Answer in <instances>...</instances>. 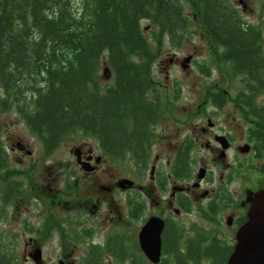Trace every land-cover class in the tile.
I'll return each mask as SVG.
<instances>
[{"label":"flooded vegetation","instance_id":"af4514ba","mask_svg":"<svg viewBox=\"0 0 264 264\" xmlns=\"http://www.w3.org/2000/svg\"><path fill=\"white\" fill-rule=\"evenodd\" d=\"M191 18L201 24L195 13ZM162 59L155 62L164 69L178 64L188 72L194 55ZM230 84L206 90L223 94L203 98L216 113L199 107L186 114L192 135L162 138L155 122L139 167L125 156L132 167L125 177L86 142L60 155L62 145H43L35 155L27 145H0V231L13 233L8 240L0 232V248L20 249L21 264H214L216 249L226 264L247 221L249 193L264 191V95L253 96L247 82L231 95ZM123 180L132 184L125 188ZM156 248L154 263L144 249Z\"/></svg>","mask_w":264,"mask_h":264},{"label":"trees","instance_id":"16d2710c","mask_svg":"<svg viewBox=\"0 0 264 264\" xmlns=\"http://www.w3.org/2000/svg\"><path fill=\"white\" fill-rule=\"evenodd\" d=\"M194 4L217 66L229 65L240 83H252L253 96L264 95L257 29L217 0ZM143 21L150 23L153 48ZM187 28L181 0H0V102L16 104L21 121L51 149L68 137L89 136L107 157L119 161L130 153L139 167L160 113L150 68L163 40L179 46ZM102 62L112 77L105 86ZM2 153L0 148V166ZM216 250L214 264H224ZM0 264H12L1 250Z\"/></svg>","mask_w":264,"mask_h":264},{"label":"rangeland","instance_id":"374dc122","mask_svg":"<svg viewBox=\"0 0 264 264\" xmlns=\"http://www.w3.org/2000/svg\"><path fill=\"white\" fill-rule=\"evenodd\" d=\"M185 5V19L188 23V31L184 33V37L178 44L179 46L172 45L167 39L163 40L161 55H163V62L165 64L167 61L175 56V58L182 60L188 54L194 55V62L191 63L188 72H185L181 69V67L177 64L174 67L169 66V68L164 69V64L156 63L155 61L152 64V68H150V78L152 82L155 84L153 95L159 98V107L160 113L159 118L154 125V128L159 132L162 138H166L177 132H179V139L182 140L188 135H192L191 128L194 121L187 120L186 114L189 112L197 111V108L201 107L198 111L202 114L205 113H216L217 111L210 106H205L207 104L202 105V102L205 99H212V95L207 94L206 90H212V87L217 83L220 85L221 89L224 88V84H229L227 86L228 90H230L231 95H235L233 92L237 87L242 86L241 77L234 76L231 70V67L227 64L221 65L220 69L217 66L218 59L214 55L215 53L211 50L208 42L209 40L206 38L203 30L200 28L201 24L198 25L195 20L191 18L192 14H194L195 4L194 0L192 2H185L181 0ZM222 4L223 7L231 10H235L238 18L245 25L256 28L259 36L262 40V49L264 53V0H218ZM241 2V3H239ZM234 6L235 9H234ZM243 6H245L243 8ZM194 8V9H193ZM245 9V12L243 11ZM229 10V9H228ZM141 27L144 31V38L150 43L151 47L156 45V42L151 38V34L149 32L150 23L148 21H143L141 23ZM211 40V39H210ZM153 48V47H152ZM175 48L178 50H175ZM219 52V51H218ZM175 54V55H173ZM219 54H221L219 52ZM264 55V54H263ZM158 59V58H157ZM156 59V60H157ZM102 68L100 70V84L102 86L108 85L112 82L110 72L104 73V62L101 64ZM206 65L207 74L204 73L205 68H201L198 66ZM103 70V72H102ZM227 70L234 77L230 80L224 71ZM167 72V74H166ZM204 73V74H203ZM102 76V77H101ZM165 77H168L167 80ZM163 85L159 86L161 83ZM3 90L0 88V100L3 99ZM154 96V97H155ZM207 99V100H208ZM264 101V99H262ZM27 105L29 109L33 110V103L31 100H27ZM212 102L213 101H208ZM218 106H221V103L215 101ZM211 103V104H212ZM209 105V104H208ZM31 107V108H30ZM193 108L195 109L193 111ZM219 108V107H218ZM191 110V111H190ZM219 113V112H218ZM201 114V115H202ZM204 123V119L202 121ZM197 127L200 124V120H196ZM196 133L195 135H197ZM84 136V135H80ZM197 138V137H196ZM193 137L192 139H196ZM78 139V136H72L66 138L60 145H62L58 152L60 155L64 150H69L72 147L79 145L81 142H86L89 146L93 148H100V145L96 142V139L91 138L89 136ZM16 143L27 145L28 148L33 152V155L37 151H42L43 143L37 138L28 127L21 121L20 115L18 113V108L16 104L10 105H2L0 102V145L5 148H9L14 146ZM194 144H196L194 142ZM166 148H164V152H160L159 154H165ZM157 152V151H156ZM243 153V152H242ZM38 154L37 156H39ZM204 152H200V156H203ZM58 155L54 156L57 160ZM193 156V155H192ZM60 157H64L61 155ZM69 159V157H67ZM200 160L201 157H196ZM65 160L66 157L64 158ZM107 160H109L107 158ZM134 168V167H133ZM132 167L129 164L128 159H122L119 161H115V172L117 176L125 177L128 174V171L131 170ZM222 172V170H221ZM217 179L219 178V172H217ZM214 176V172H213ZM250 177V176H249ZM223 180L225 181V175L223 174ZM2 225H0L1 228ZM9 232L0 231L8 240L13 238L12 229L8 230ZM7 244V243H6ZM5 244V246H6ZM1 247L0 250L2 253L10 257V261L12 264H21L15 260V258L19 255L20 249L12 247ZM9 246V245H8ZM13 257V258H12ZM206 264V263H203Z\"/></svg>","mask_w":264,"mask_h":264},{"label":"water","instance_id":"95a60500","mask_svg":"<svg viewBox=\"0 0 264 264\" xmlns=\"http://www.w3.org/2000/svg\"><path fill=\"white\" fill-rule=\"evenodd\" d=\"M190 60L191 57L185 63L188 65ZM242 152H247L246 147ZM121 184L126 188L132 182L123 180ZM247 202L250 204L247 221L236 233V243L226 264H264V191L250 192ZM144 251L154 263L158 262V248Z\"/></svg>","mask_w":264,"mask_h":264}]
</instances>
